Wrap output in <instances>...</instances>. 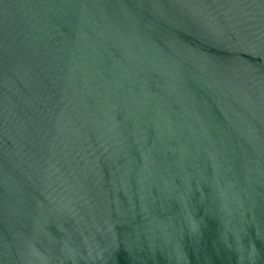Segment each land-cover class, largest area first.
<instances>
[{"label":"water","instance_id":"95a60500","mask_svg":"<svg viewBox=\"0 0 264 264\" xmlns=\"http://www.w3.org/2000/svg\"><path fill=\"white\" fill-rule=\"evenodd\" d=\"M0 264H264V0H0Z\"/></svg>","mask_w":264,"mask_h":264}]
</instances>
